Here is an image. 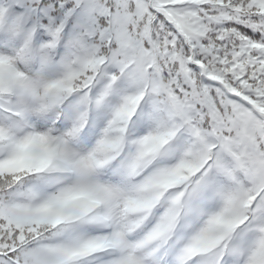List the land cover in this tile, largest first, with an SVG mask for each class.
I'll return each instance as SVG.
<instances>
[{"label":"snow or ice","instance_id":"6c2138e0","mask_svg":"<svg viewBox=\"0 0 264 264\" xmlns=\"http://www.w3.org/2000/svg\"><path fill=\"white\" fill-rule=\"evenodd\" d=\"M0 264H264V0H0Z\"/></svg>","mask_w":264,"mask_h":264}]
</instances>
